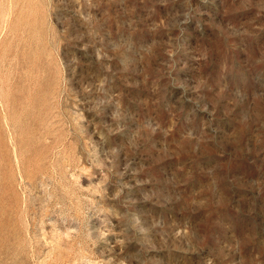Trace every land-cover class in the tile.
<instances>
[{"label":"rangeland","instance_id":"374dc122","mask_svg":"<svg viewBox=\"0 0 264 264\" xmlns=\"http://www.w3.org/2000/svg\"><path fill=\"white\" fill-rule=\"evenodd\" d=\"M0 264H264V0H0Z\"/></svg>","mask_w":264,"mask_h":264}]
</instances>
